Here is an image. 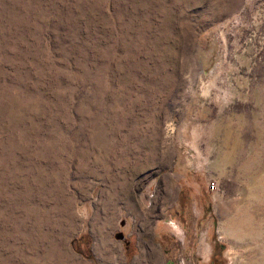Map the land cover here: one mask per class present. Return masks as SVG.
<instances>
[{
	"label": "rangeland",
	"instance_id": "374dc122",
	"mask_svg": "<svg viewBox=\"0 0 264 264\" xmlns=\"http://www.w3.org/2000/svg\"><path fill=\"white\" fill-rule=\"evenodd\" d=\"M0 264H264V0H0Z\"/></svg>",
	"mask_w": 264,
	"mask_h": 264
},
{
	"label": "water",
	"instance_id": "95a60500",
	"mask_svg": "<svg viewBox=\"0 0 264 264\" xmlns=\"http://www.w3.org/2000/svg\"><path fill=\"white\" fill-rule=\"evenodd\" d=\"M116 236H118V237H123V235H122L121 232H117V233H116Z\"/></svg>",
	"mask_w": 264,
	"mask_h": 264
},
{
	"label": "built area",
	"instance_id": "2783aa9c",
	"mask_svg": "<svg viewBox=\"0 0 264 264\" xmlns=\"http://www.w3.org/2000/svg\"><path fill=\"white\" fill-rule=\"evenodd\" d=\"M210 186H211V187H213V186H214V185H213V182H211V183H210Z\"/></svg>",
	"mask_w": 264,
	"mask_h": 264
}]
</instances>
